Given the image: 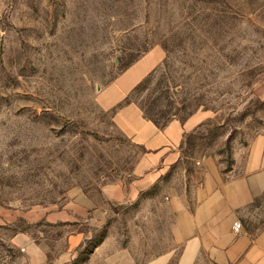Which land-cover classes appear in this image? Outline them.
Returning <instances> with one entry per match:
<instances>
[{
  "label": "rangeland",
  "instance_id": "1",
  "mask_svg": "<svg viewBox=\"0 0 264 264\" xmlns=\"http://www.w3.org/2000/svg\"><path fill=\"white\" fill-rule=\"evenodd\" d=\"M172 31L193 37L191 55L178 51L174 65L181 82L205 94L198 111L213 117L191 134L205 138L184 147V165L138 200L102 204L105 186L132 182L145 151L114 122L125 101L106 110L100 95L122 75L118 87L131 93L166 59L157 43ZM145 41L152 49L121 74L118 60L129 61ZM256 99L264 101V0H0V264H30L12 242L24 232L55 257L66 228L15 219L39 208L60 212L81 195L107 214L70 229L90 237L70 264H90L105 242L110 251L129 250L138 264L169 253L176 264L181 250L167 198L184 189V169L200 180L205 169L197 163L206 159L223 182L245 172L249 145L264 135V108H252L253 120L241 117ZM241 221L254 235L264 228V195Z\"/></svg>",
  "mask_w": 264,
  "mask_h": 264
},
{
  "label": "crops",
  "instance_id": "2",
  "mask_svg": "<svg viewBox=\"0 0 264 264\" xmlns=\"http://www.w3.org/2000/svg\"><path fill=\"white\" fill-rule=\"evenodd\" d=\"M122 77L102 91L100 102L104 109L112 110L130 94V89L122 91L118 87ZM212 117V113L198 111L185 123L174 120L159 129L144 117L138 105L132 103L120 108L114 115L115 124L145 152L135 162L132 182L105 186L100 202L136 201L164 181L175 168L184 165L186 137ZM248 148L245 172L226 182L221 181L218 168L210 159L197 163L200 171L205 169L200 180L199 172L190 176L187 169L183 170L184 189L167 198L174 247L181 250L176 264H264V228L255 235L245 228L240 233L234 230V225L242 222V213L264 195V135H258ZM190 177L193 181L188 186ZM106 214L100 203L85 195L67 203L60 212L50 214L39 208L20 214L15 220L37 225L45 222L68 230L65 238L56 240L63 247L53 258H50L53 248L36 242L26 232L16 234L12 242L29 255L30 264H70L90 239L88 233L70 229L81 221H98ZM109 245L105 242L96 248L90 264H138L129 250L110 251ZM173 256V253L165 254L145 264H171Z\"/></svg>",
  "mask_w": 264,
  "mask_h": 264
},
{
  "label": "trees",
  "instance_id": "3",
  "mask_svg": "<svg viewBox=\"0 0 264 264\" xmlns=\"http://www.w3.org/2000/svg\"><path fill=\"white\" fill-rule=\"evenodd\" d=\"M187 35V38H184L180 36V33L178 34L177 31H174L169 37H161V43L157 44H159L165 51L166 59L161 66L156 68L140 84H138L125 100V104L133 103L138 105L144 117L159 129L166 128L174 120H179L180 122L185 123L191 116L198 112L200 108L206 107V104L203 102L205 94L193 93L192 88L189 87L187 82H181L180 78L183 76H179L174 65V60L177 59L176 54L178 51L182 50L186 57H189L193 52L191 49L193 44V39L191 38L193 37L191 34ZM188 43L190 44L189 49L186 48ZM153 45V41H145V43L137 50L136 54H129V61L123 62V59L118 60V65L121 67V74L147 54L152 49ZM190 77L191 75L186 79L190 80ZM252 108H264V101H261L260 99L251 101L249 107L241 114V117H245L249 114L253 120L255 111ZM226 120L227 124L233 122L234 119H232L230 115ZM204 127L210 128L211 125L208 123L204 125ZM221 129H225V125L222 126ZM232 130L233 132L237 131L236 128ZM213 131L214 129H208L207 135H210ZM231 135L228 140H230ZM204 138L203 135H191L184 142V147L186 149H191L196 146V139L202 140ZM95 248H97V246H95Z\"/></svg>",
  "mask_w": 264,
  "mask_h": 264
},
{
  "label": "built area",
  "instance_id": "4",
  "mask_svg": "<svg viewBox=\"0 0 264 264\" xmlns=\"http://www.w3.org/2000/svg\"><path fill=\"white\" fill-rule=\"evenodd\" d=\"M242 224L241 223H236L235 225H234V230H235V232H237V233H240L241 231H242Z\"/></svg>",
  "mask_w": 264,
  "mask_h": 264
}]
</instances>
